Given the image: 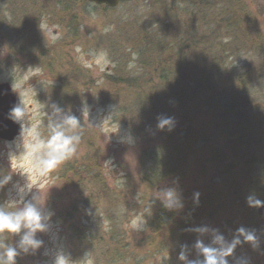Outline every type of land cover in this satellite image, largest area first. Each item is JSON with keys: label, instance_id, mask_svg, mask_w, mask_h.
Instances as JSON below:
<instances>
[{"label": "rangeland", "instance_id": "obj_1", "mask_svg": "<svg viewBox=\"0 0 264 264\" xmlns=\"http://www.w3.org/2000/svg\"><path fill=\"white\" fill-rule=\"evenodd\" d=\"M192 1L87 3L62 20L56 1L0 0V83L24 111L22 135L0 140V212L37 217L0 231V257L12 249L20 264L122 263L110 251L125 264H203L202 246L226 252V264H264V0H228L214 14ZM205 34L210 66L201 50L181 59V45ZM158 57L181 70L187 97L154 93L140 112L138 89L105 87L115 68L141 76V63ZM71 68L83 75L69 104L58 74ZM66 114L81 124L77 150L42 171L35 145ZM158 203L173 224L150 246ZM26 235L35 243L22 245Z\"/></svg>", "mask_w": 264, "mask_h": 264}, {"label": "trees", "instance_id": "obj_2", "mask_svg": "<svg viewBox=\"0 0 264 264\" xmlns=\"http://www.w3.org/2000/svg\"><path fill=\"white\" fill-rule=\"evenodd\" d=\"M48 1L51 3H54L56 1L55 5H57L56 8L57 9L59 8V10H60L62 20L64 19L63 17H65V16H71L72 11L74 9L78 10L79 7H81L85 4L88 5L85 0H60V1L59 0H51V1L48 0ZM227 1L228 0H193L192 2H193V4L195 3L197 5L199 3V6L202 4V7H204L206 4H208L207 7L213 8V14H214V6L219 5V4H226ZM102 7L107 8L106 6H102ZM76 17H77V15H76ZM236 18H239V16L237 15ZM206 20L203 19L204 22ZM206 24L204 26H206L207 29L210 30L209 29L210 25L207 22H206ZM208 33L212 34L210 31L209 32L207 31V34ZM206 37H207L206 34L204 36H202V38L199 37L197 39L195 38V36H193L189 40L184 42L181 45L180 52H178L179 55H182L181 59H182V57H185L188 60L189 58L186 57L187 54L190 55L192 58L197 53L196 52L197 50H201V53L204 56V59L202 60L201 64L204 65V68H205V65L210 66V64L208 62V57H206L207 55H209L207 53V51H210L209 48L205 47V44H207L206 43ZM198 44L201 45V48L200 47L197 48ZM163 48H165V46ZM191 49L195 50V53L190 54L189 51ZM170 62H171V58H168V57H165V58L158 57V58L154 59V61L148 60L146 63L142 62L141 65L144 68V73H142L141 76H137V75L132 76L123 66L117 67L114 69L113 75H107L106 76L105 87H107L110 91H112V93H118L119 92V93H124V94L127 92L133 93L134 91H136L138 89L139 91H137V92L141 93L140 95H142V97H141L140 101L135 100V103L137 104V108H141L140 112H142L146 108L152 107L154 105L153 101L158 99V98L153 97V96H156V95H154V93L162 94L163 92H165V94H162L163 97L161 98V100H163V101L166 100L165 98H167V96L165 97V95H167V94L170 96V95H173V93L174 94L179 93L180 96H177V97L173 96L174 98H177V99L179 97H181V98L187 97V89L183 85L185 83L181 82L182 85L180 84V86H179L178 85L179 81H176L174 78L176 74L178 75L179 73H181V70L173 69V68L172 69L164 68L165 64H167L169 66ZM186 62H185V64H186ZM64 72H66V73H64V74L59 73L58 74L59 75L58 76L59 81H60V86L58 89L60 90L62 102L63 103L69 102V104H70L75 100L76 88H77V84H78L77 82L80 79H82L83 74H81V72H74V70L72 68L66 69ZM199 72H202V70L201 71L199 70ZM156 73H158L157 78L160 81V83H158L157 85H151L152 80H154V78H156V75H155ZM204 73H205L204 75H202L200 73L201 77H200V82L198 83V85L202 84L203 87L205 88L207 75H208L206 73H208V72H204ZM181 78H183V77L181 76ZM170 80H174V82L171 81L172 82L171 83ZM152 94H153V96H152ZM149 98L151 99V101L148 103ZM175 101H177V100H175ZM181 101H182V99H181ZM132 107H133V105H132ZM133 110H135L134 107H133ZM167 120H169V119L167 118ZM156 154H157V156H153V159L155 162V169L153 170V172L155 171V174L157 173L156 168L159 167L158 162L160 164V161H161V159H160L161 154L159 152ZM155 207H157V211H156V215H155L153 222L150 224V227H151L150 233L151 234H149L145 238V239L149 240L148 244L150 246L153 245L156 237H159L162 239L165 238L167 236V233H166V230H168L167 227L170 226V224H173V222L171 223V219H172L171 213L169 212V209L166 205L158 203ZM192 214H194V213H192ZM189 219H191L190 216H189ZM186 223H189V221H187ZM76 233L81 234V232L79 230H76ZM111 239L115 241L114 237H112ZM108 255L112 257V260H114V263H115V260H118L117 263L121 260L122 263H120V264L126 263V260H122L121 258H118V259L114 258V255L110 251H108ZM11 264H20V259L18 257H13Z\"/></svg>", "mask_w": 264, "mask_h": 264}, {"label": "clouds", "instance_id": "obj_3", "mask_svg": "<svg viewBox=\"0 0 264 264\" xmlns=\"http://www.w3.org/2000/svg\"><path fill=\"white\" fill-rule=\"evenodd\" d=\"M56 112L62 111L58 106L53 105ZM24 111L21 107L17 106L11 110V116L14 121H20L23 118ZM167 123V121H165ZM52 131L50 137L45 142H39L35 145L36 149H43V154L38 160V165L42 171L51 170L57 165L70 159L77 150V145L81 140V124L79 119L71 114L63 116L62 120L58 123L50 125ZM33 133V130H30ZM38 136V133H34V138ZM28 220L29 223L26 227H31L37 217L33 209L28 208L25 212L15 215H9L0 212V231L5 229L16 232L21 226L22 220ZM249 240L253 239L252 235H248ZM28 235H26L22 241V245L34 244ZM202 251L205 254V260L203 264H226L223 259L226 252H217L213 248H204ZM14 250L9 249L6 254V259L0 257V264H11Z\"/></svg>", "mask_w": 264, "mask_h": 264}, {"label": "water", "instance_id": "obj_4", "mask_svg": "<svg viewBox=\"0 0 264 264\" xmlns=\"http://www.w3.org/2000/svg\"><path fill=\"white\" fill-rule=\"evenodd\" d=\"M98 6H106L114 9L119 6L122 0H85ZM19 97L13 92L9 83H0V140L14 141L23 133L22 127L13 120L11 110L20 106ZM258 214L264 216V203L258 209Z\"/></svg>", "mask_w": 264, "mask_h": 264}]
</instances>
